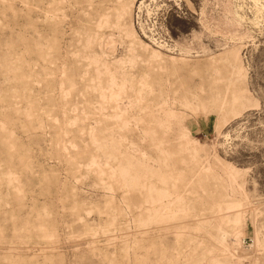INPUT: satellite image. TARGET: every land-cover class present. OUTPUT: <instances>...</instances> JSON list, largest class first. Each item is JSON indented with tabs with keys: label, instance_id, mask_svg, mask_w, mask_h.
I'll return each mask as SVG.
<instances>
[{
	"label": "rangeland",
	"instance_id": "1",
	"mask_svg": "<svg viewBox=\"0 0 264 264\" xmlns=\"http://www.w3.org/2000/svg\"><path fill=\"white\" fill-rule=\"evenodd\" d=\"M0 264H264V0H0Z\"/></svg>",
	"mask_w": 264,
	"mask_h": 264
}]
</instances>
